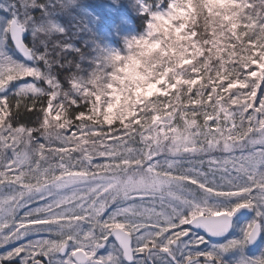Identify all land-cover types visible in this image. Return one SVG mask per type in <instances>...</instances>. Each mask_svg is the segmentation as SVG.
<instances>
[{
    "label": "snow or ice",
    "instance_id": "snow-or-ice-1",
    "mask_svg": "<svg viewBox=\"0 0 264 264\" xmlns=\"http://www.w3.org/2000/svg\"><path fill=\"white\" fill-rule=\"evenodd\" d=\"M137 4L156 47L110 77L0 27V264H264V0Z\"/></svg>",
    "mask_w": 264,
    "mask_h": 264
},
{
    "label": "trees",
    "instance_id": "trees-1",
    "mask_svg": "<svg viewBox=\"0 0 264 264\" xmlns=\"http://www.w3.org/2000/svg\"><path fill=\"white\" fill-rule=\"evenodd\" d=\"M27 3V7L23 8L21 0H0V5H2L0 8L1 27L11 16H18L20 19L31 16L32 22L40 23L45 18L44 12L46 11L49 20L57 22V25H64V28L69 29V32L72 30L73 36L76 39V42L72 44L79 48L87 58L86 63L90 62V56L97 54L90 38L99 36L103 25L101 22H98L99 25H102L101 27L93 25L91 20L93 18L97 20L99 15L92 11V14H90L87 10V0H28ZM120 4L126 6L123 15L133 29L129 37L142 34L145 30V21L148 20V16L147 14H139L137 0H124ZM38 5H43L44 10L42 11ZM107 20L112 23L110 19L107 18ZM104 27H106V22L104 23ZM84 36H88L86 41ZM103 38L106 39V37ZM52 39H56L55 34H53ZM32 40L29 37L27 43H31ZM14 58L17 59L15 56ZM89 67H91V64H89Z\"/></svg>",
    "mask_w": 264,
    "mask_h": 264
},
{
    "label": "rangeland",
    "instance_id": "rangeland-1",
    "mask_svg": "<svg viewBox=\"0 0 264 264\" xmlns=\"http://www.w3.org/2000/svg\"><path fill=\"white\" fill-rule=\"evenodd\" d=\"M21 1H22L23 8L27 7L26 5L28 4L27 3L28 0H21ZM102 1L103 0H87L88 2L87 10L90 12V14H92L91 11H93L95 14L99 15V19H100V20L98 19L96 20L95 18H93L91 20L93 25H99L98 22H101L102 20H104V18H105V21L107 18L108 19L112 18L115 21L116 20L115 16L120 15L122 7L124 11L126 9V6L119 4L123 2L124 0H104L103 2ZM1 7L2 5H0V8ZM46 20H49V17H45L41 22H46ZM86 20H88V18H86ZM54 23L57 24V22H54ZM58 26L64 29L63 35L68 38V41H70L71 43L76 42V39L73 36L72 30L69 32L68 28H64V25H58ZM99 26L101 27L102 25H99ZM128 29H129V24L126 21L124 15L121 19L117 21L116 24H111V25L108 24L106 25V27L104 28L102 27V29L100 30L99 36H94L90 38L95 46L94 50L97 52V54H94L91 56L90 62L95 57H97V55L100 54L102 50H103V53H108L112 50H119L123 52L124 51L123 40L129 37ZM26 32L32 40L33 37L31 34V30L26 31ZM103 37H106V39H104ZM84 38L86 41L88 39V36H84ZM114 45H118V47L114 49L113 48ZM13 54L15 55V53ZM17 60L22 61V59L20 58H18ZM90 62L88 63V65L91 64Z\"/></svg>",
    "mask_w": 264,
    "mask_h": 264
},
{
    "label": "clouds",
    "instance_id": "clouds-1",
    "mask_svg": "<svg viewBox=\"0 0 264 264\" xmlns=\"http://www.w3.org/2000/svg\"><path fill=\"white\" fill-rule=\"evenodd\" d=\"M140 15H145V11L141 7L138 9ZM152 15H148V20L145 21V30L142 34L132 35L123 40V49L121 52L119 50H112L108 52L110 60L107 67L110 69L108 76H111L112 72L120 70L124 67L122 62H132L135 63L142 57H146L155 47L156 44L150 42V25L152 23ZM95 90L97 98L100 99L101 93L107 92L111 87L110 80L104 81L102 77H93L92 73H89V78L85 81Z\"/></svg>",
    "mask_w": 264,
    "mask_h": 264
},
{
    "label": "water",
    "instance_id": "water-1",
    "mask_svg": "<svg viewBox=\"0 0 264 264\" xmlns=\"http://www.w3.org/2000/svg\"><path fill=\"white\" fill-rule=\"evenodd\" d=\"M26 34L24 33V38H25ZM22 57V56H21Z\"/></svg>",
    "mask_w": 264,
    "mask_h": 264
}]
</instances>
